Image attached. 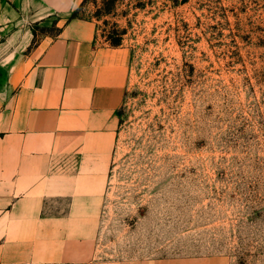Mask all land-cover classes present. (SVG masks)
<instances>
[{"label": "rangeland", "instance_id": "374dc122", "mask_svg": "<svg viewBox=\"0 0 264 264\" xmlns=\"http://www.w3.org/2000/svg\"><path fill=\"white\" fill-rule=\"evenodd\" d=\"M80 2L129 59L99 256L264 264V0Z\"/></svg>", "mask_w": 264, "mask_h": 264}, {"label": "crops", "instance_id": "0c3cea01", "mask_svg": "<svg viewBox=\"0 0 264 264\" xmlns=\"http://www.w3.org/2000/svg\"><path fill=\"white\" fill-rule=\"evenodd\" d=\"M80 1L0 0V264H225L99 256L129 59L69 17ZM41 24L57 32L32 43Z\"/></svg>", "mask_w": 264, "mask_h": 264}, {"label": "trees", "instance_id": "16d2710c", "mask_svg": "<svg viewBox=\"0 0 264 264\" xmlns=\"http://www.w3.org/2000/svg\"><path fill=\"white\" fill-rule=\"evenodd\" d=\"M89 0H82L79 4V6L83 5L84 3H87ZM95 1V0H94ZM123 0H101V7L95 11L93 17L95 16L96 18H98L99 16H103V15H108L111 13H114L116 11V7L118 4H120ZM140 0H138L139 2ZM70 18H74V17H81V18H88V19H92V17H88V16H80L78 15L77 9H73L70 12L69 15ZM119 31L116 30V26L114 27L113 30V34H111L109 37V43L111 45H119L120 42V34H118ZM35 42V41H33Z\"/></svg>", "mask_w": 264, "mask_h": 264}]
</instances>
